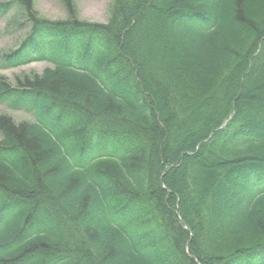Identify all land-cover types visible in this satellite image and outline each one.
I'll use <instances>...</instances> for the list:
<instances>
[{
	"label": "trees",
	"instance_id": "16d2710c",
	"mask_svg": "<svg viewBox=\"0 0 264 264\" xmlns=\"http://www.w3.org/2000/svg\"><path fill=\"white\" fill-rule=\"evenodd\" d=\"M20 9L0 68V264H264V0Z\"/></svg>",
	"mask_w": 264,
	"mask_h": 264
},
{
	"label": "rangeland",
	"instance_id": "374dc122",
	"mask_svg": "<svg viewBox=\"0 0 264 264\" xmlns=\"http://www.w3.org/2000/svg\"><path fill=\"white\" fill-rule=\"evenodd\" d=\"M7 0H0L4 2ZM35 8L42 18L50 20H66L68 13L62 0H34ZM113 0H76L78 16L81 20L106 23L109 20ZM20 9H13L8 15H1L0 11V54L17 48L25 37L28 28H21L17 22L21 21ZM53 67L50 62L37 61L21 66L0 68V75H4L11 82L23 74H42L46 68ZM0 114L11 115L16 122L32 121L33 115L27 110H17L0 103ZM1 139V136H0Z\"/></svg>",
	"mask_w": 264,
	"mask_h": 264
}]
</instances>
